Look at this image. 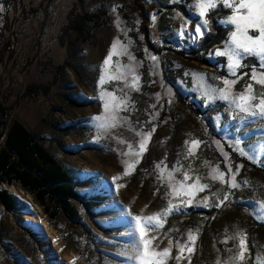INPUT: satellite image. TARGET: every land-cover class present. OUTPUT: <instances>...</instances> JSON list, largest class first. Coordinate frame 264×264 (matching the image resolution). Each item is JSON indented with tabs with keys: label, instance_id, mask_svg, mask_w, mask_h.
I'll use <instances>...</instances> for the list:
<instances>
[{
	"label": "rangeland",
	"instance_id": "rangeland-1",
	"mask_svg": "<svg viewBox=\"0 0 264 264\" xmlns=\"http://www.w3.org/2000/svg\"><path fill=\"white\" fill-rule=\"evenodd\" d=\"M0 9V103L9 107L3 119L12 116L22 121L77 178L76 189L81 194L70 198L79 220L53 203L51 211L59 214L51 219L20 182L2 183L1 188L8 183L32 195L41 208L39 214L58 234V244L27 224L26 199L7 188L18 206L9 210L0 202V264H131L122 255L131 247V229L122 219L126 213L117 206L142 216L165 207L167 189L157 179V163L164 169L165 181L174 166L191 164L198 170L201 182L213 185L197 194L198 201L209 196L214 203L212 192L232 193L221 208L188 207L169 215L162 229L149 233L157 238L153 243L159 249L171 240L175 256L176 241L185 244L191 231L199 236L191 264H216L217 260L224 264L227 250L237 245L229 237L238 229L246 232L249 246L244 264H255L256 254L264 257V216L259 222L255 216L259 212L256 202H264V166L230 147L237 139L238 121L214 91L224 78H234L228 74L227 57L215 55L228 42L230 26L221 22L228 12L213 14L209 10V26L200 37L195 33L200 19L195 0H0ZM71 10L97 12L106 21L102 25L89 22L82 33L69 30ZM216 37L219 40L212 41ZM117 39L135 59L114 56L112 64L131 65L139 77V91L125 87L123 81L103 86L118 96L120 89L127 94L128 111L121 115L128 118V125L100 135L92 119L103 114L97 99L100 66ZM151 56L157 60L152 61ZM199 58L208 62L201 63ZM110 71L114 74V69ZM247 71V67L240 69L241 73ZM55 75L57 83L52 85ZM128 79L130 82L131 77ZM248 79L243 77L233 90L240 91ZM30 84L51 85V90L46 97L30 98L25 95ZM153 127L141 162L125 176L123 161L137 159L131 152L123 155L127 144L137 147L141 138L137 133L150 132ZM262 129L264 123L251 121L244 132L254 136L245 137L241 144H247L248 153L258 161L264 160ZM117 136L125 143H118ZM192 139L205 143L194 149L195 157L185 158V141ZM2 144L0 139V147ZM220 148L228 154L227 161ZM237 165L243 166L238 172ZM213 167L221 171L231 167L240 187L229 189L212 181L209 173ZM113 177H117L114 182ZM69 255H73L70 261ZM168 264L176 262L169 260ZM180 264H188L187 259Z\"/></svg>",
	"mask_w": 264,
	"mask_h": 264
},
{
	"label": "snow or ice",
	"instance_id": "snow-or-ice-1",
	"mask_svg": "<svg viewBox=\"0 0 264 264\" xmlns=\"http://www.w3.org/2000/svg\"><path fill=\"white\" fill-rule=\"evenodd\" d=\"M195 3L200 18L195 26V33L200 37L206 35L202 29H207L209 26L207 18L209 10L214 12L227 10L229 13L221 21L230 26L228 42L223 50L217 49L215 55L227 57L228 74L234 78H224L222 86L214 91L218 93L216 98L228 103L233 112L232 119L238 121L235 125L237 139L230 147L241 157L248 156L254 163L259 162L261 166H264V160L258 161L256 157L248 153L247 144L241 147L245 137L252 139L254 136V133H245L244 128L249 127L253 120L264 123V0H195ZM121 55L128 56L130 61L135 59L128 52L127 45L117 39L111 44L110 51L100 66L102 74L98 80L100 90L97 99L102 102L103 114L92 117L100 135L111 134L114 130L128 125V118L121 115V112L128 111L127 94L123 93V89H120L122 94L118 96L115 91H108L103 86L106 83L123 81L125 87L139 91V77L135 74V69L131 65H121L119 61H116L115 65L112 64L113 57ZM150 59L155 62L157 57L151 56ZM245 67L249 68V71L241 73L240 69ZM110 69H114V74ZM129 76L131 77L130 82ZM245 76L249 79L243 88L240 91H234V86ZM261 131L264 134V129ZM154 132L155 127L150 132L137 133L141 137L137 147H133L131 143L127 144L128 151L123 155L127 156L131 152L137 159L132 163L123 161L126 165L125 176L131 175L141 162L140 157L147 151V145ZM115 138L118 143H125L118 136ZM203 143L205 142L198 139L185 141V158L195 157L194 149H198ZM216 143L219 147V142ZM220 152L227 161L228 154L224 152L223 148H220ZM261 154H264V145L261 146ZM205 166L207 167V163ZM154 167L158 170L157 179L162 181V186L167 189L165 192L166 205L161 211L149 216L134 215L123 206H117L121 212L126 213L122 219L131 229L129 232L131 247L122 255H126L131 264H168L169 260H175L176 264H180L182 259H187L188 264H191V254L195 252V244L199 238L198 233L193 235L190 231L185 244L176 241L175 256L172 255L173 242L171 240L167 247L159 249L158 245L153 243L157 238L150 236L149 233L159 231L164 227L169 215L184 212L188 207L221 208L229 201L232 193L224 192L221 195L219 192H212L211 199L214 200V203L209 202V196H204L198 201L196 200L197 194L210 190L213 185L202 183L201 177L196 174L198 170L192 169L191 164L187 168L183 165L174 166L167 172L166 181L161 165L157 163ZM241 167L243 166L237 165L236 171L238 172ZM226 172L228 179H226ZM177 173L180 174L179 177H177ZM209 175L212 181H218L219 184L226 185L229 189L240 187L231 167H228L226 171L213 167ZM116 179L117 177H113V182ZM121 187H125V185H116V188ZM256 206L259 208V212L255 213V216L259 222L260 217L264 216V202H256ZM229 238L237 242V245L234 249L227 250L229 255L225 258L224 264H244L249 255L246 232L237 229ZM253 258L255 264H264V257L256 254ZM216 264H221V261L217 260Z\"/></svg>",
	"mask_w": 264,
	"mask_h": 264
},
{
	"label": "trees",
	"instance_id": "trees-1",
	"mask_svg": "<svg viewBox=\"0 0 264 264\" xmlns=\"http://www.w3.org/2000/svg\"><path fill=\"white\" fill-rule=\"evenodd\" d=\"M224 12L228 11L217 10L213 14ZM105 21L106 17L97 12L80 13L71 10L66 29L82 33L89 22L102 25ZM214 26L220 30V27ZM218 40L219 37H216L212 41ZM199 59L201 63L208 62L205 58ZM57 76H54L52 85L57 83ZM50 90L51 85L30 84L26 87L25 95L37 99L40 96L46 97ZM8 110V106L0 103V139H3L0 147V185L5 181H18L35 196L51 219H56L59 214L58 211H51L50 204L53 203L55 207L63 208L70 218L79 220V213L70 201L72 197H81L76 189L77 178L22 121L12 116L3 119V115L9 113ZM0 202L9 210H15L18 206L17 198L8 189L1 187Z\"/></svg>",
	"mask_w": 264,
	"mask_h": 264
},
{
	"label": "bare ground",
	"instance_id": "bare-ground-1",
	"mask_svg": "<svg viewBox=\"0 0 264 264\" xmlns=\"http://www.w3.org/2000/svg\"><path fill=\"white\" fill-rule=\"evenodd\" d=\"M5 186L6 188H9L13 193H17L18 195L26 199L28 205V209L26 210L27 224L31 225L34 230L37 233H40L43 238L51 239L55 244H58V234H56V232L53 230L47 218L42 214H39V212H41V208L35 203L32 195L21 187H16L8 183H5ZM68 258L69 261L72 260L73 255H69ZM65 264H69V262L67 261L65 262Z\"/></svg>",
	"mask_w": 264,
	"mask_h": 264
},
{
	"label": "water",
	"instance_id": "water-1",
	"mask_svg": "<svg viewBox=\"0 0 264 264\" xmlns=\"http://www.w3.org/2000/svg\"><path fill=\"white\" fill-rule=\"evenodd\" d=\"M5 189H7L5 186H4ZM9 190V189H8ZM13 194V193H12Z\"/></svg>",
	"mask_w": 264,
	"mask_h": 264
}]
</instances>
